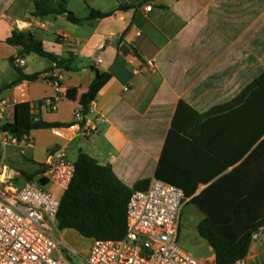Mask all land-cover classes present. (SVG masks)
<instances>
[{"label": "crops", "instance_id": "crops-1", "mask_svg": "<svg viewBox=\"0 0 264 264\" xmlns=\"http://www.w3.org/2000/svg\"><path fill=\"white\" fill-rule=\"evenodd\" d=\"M33 1L0 0V104L4 103V123L12 122L16 104L27 102L33 117L73 125L57 128L60 136L53 134L55 129L31 131L27 139L8 146L24 153L31 171L4 165L6 147L1 146L0 165L21 182L25 181L23 174L37 170L36 164L46 165L52 149L64 150L72 162L81 151L99 164L111 166L115 176L132 188L138 181L155 179L165 148V160L173 166L170 175L187 182L188 197L180 210L178 237L185 205L193 208L189 216L196 230L204 215L191 199L232 169L217 175L220 164L204 146L220 151L228 123L237 125L243 120L225 115L207 118L202 129L194 133L197 142L191 143L181 130L186 125L190 132L195 118L185 112L177 121L179 132L167 148L165 142L180 104L183 109L204 114L233 100L264 73V0H74V7L70 6L72 0H67L66 8L79 19L84 20L91 9L113 13L79 24L68 22L65 16L32 17ZM120 6L125 9L118 10ZM59 21L67 26L56 27ZM15 30L30 32L48 52L69 57L74 70L56 69L49 61L45 67L34 54L20 55L17 47L6 43ZM14 67L26 75H40L34 81L14 83L18 76ZM50 72H61L57 90L47 80ZM96 72L104 78L93 87L90 109L83 117L78 98L87 91ZM69 88L77 89L74 101L65 96ZM50 97L57 98L55 111L42 104ZM91 128L94 130L85 136L84 131ZM193 184L194 191L190 189ZM254 242L247 262L264 264V228L257 232Z\"/></svg>", "mask_w": 264, "mask_h": 264}, {"label": "trees", "instance_id": "trees-1", "mask_svg": "<svg viewBox=\"0 0 264 264\" xmlns=\"http://www.w3.org/2000/svg\"><path fill=\"white\" fill-rule=\"evenodd\" d=\"M67 0H34L31 16L43 19L48 16H65L72 24L92 21L111 16L113 13H102L89 10L87 17L77 18L66 8ZM120 6L118 10H124ZM6 43L17 47L20 55L34 54L46 59L54 68L65 72L73 71L70 58H61L48 52L41 41L35 39L30 32L13 31ZM20 81H34L40 73L26 75L20 68L14 67ZM50 70V69H49ZM104 74L96 72V76L87 89L78 98L81 116L89 111L91 92ZM67 99L74 101L76 88L65 92ZM184 110V111H183ZM189 112L195 118L190 123V132L185 125L181 133L196 143L195 131L201 130L205 120L215 116H226L228 119L241 118L237 125L228 123L227 137L220 151L204 146L217 164H220L217 175L227 168L230 171L211 183L191 203L204 215L197 224L198 235L206 241L214 254V264H234L247 256L252 243V235L264 228V73L243 89L233 100L212 108L204 114H198L180 104L172 122L165 147L173 141L177 130V121ZM30 113L27 102L18 103L14 107L12 122L0 124V131L7 130L17 140L31 131L71 127L73 124L46 123ZM186 141V140H185ZM222 145V141H221ZM223 146V145H222ZM204 148V149H205ZM205 149V150H206ZM37 170L31 174H23L25 181L42 177L47 170L44 164H36ZM173 166L165 160V148L154 174L155 179L162 180L180 188L188 197L187 182L170 175ZM151 180L136 182L132 188L126 187L114 174L111 166L101 165L93 157L79 152L74 161V175L67 190L59 198L56 215L58 232L71 230L80 237L91 241L120 240L126 233V207L133 191H144ZM198 183V182H197ZM193 191L196 184L190 187Z\"/></svg>", "mask_w": 264, "mask_h": 264}, {"label": "built area", "instance_id": "built-area-1", "mask_svg": "<svg viewBox=\"0 0 264 264\" xmlns=\"http://www.w3.org/2000/svg\"><path fill=\"white\" fill-rule=\"evenodd\" d=\"M47 80L57 90L61 72H50ZM56 102V97H50L42 104L55 111ZM4 110L1 103L0 120L4 118ZM93 130H85L84 135ZM53 134L61 135L58 129ZM27 138L28 134L21 136L22 140ZM17 142L9 131H0L1 147ZM46 166V173L40 177L45 183L41 184L39 178L17 181L0 165V264H73L66 252L78 264H200L178 244L179 214L187 198L180 188L159 179H153L144 191L132 192L126 207L125 236L117 241H92L88 254L83 256L53 234L57 230L59 198L73 178L74 162L64 150L54 148ZM256 237L254 233L252 240ZM234 264H248L246 256Z\"/></svg>", "mask_w": 264, "mask_h": 264}, {"label": "rangeland", "instance_id": "rangeland-1", "mask_svg": "<svg viewBox=\"0 0 264 264\" xmlns=\"http://www.w3.org/2000/svg\"><path fill=\"white\" fill-rule=\"evenodd\" d=\"M74 4L75 1L72 0L70 2V6L74 7ZM73 9H75L78 15H82L81 12H79L78 8H73ZM50 18L52 20L54 19V17H50ZM64 22L65 21H59L56 24V27L60 28L67 26V23ZM34 58L41 65H44L45 67L50 64L47 60L40 58L36 55H34ZM1 120L3 123L5 122V119H1ZM4 151L6 152L7 156L2 160V163L6 165L9 169L16 171H31L33 169L30 166V164H28L24 160L25 155L24 153H21L20 149L18 150V149H13L11 147H6L4 148ZM46 189H49V187H46ZM192 210L193 208L190 204L185 205L182 209V215H181L182 228L180 231V235L178 237V244L183 250H185L188 254H190V256L193 257L196 261H199L202 264H213L212 249L209 247V245L206 243L205 240H203L201 237L198 236L194 224H192L194 223V220L193 222L190 221L189 214ZM53 234L57 237L62 238L69 247L75 249L83 256H86L88 254L89 249L92 245L91 240L84 239L71 230H65L63 232H58L57 230H54ZM254 243H255L254 240H252V244ZM66 254L73 264H78V261L73 257L71 253L66 252Z\"/></svg>", "mask_w": 264, "mask_h": 264}]
</instances>
